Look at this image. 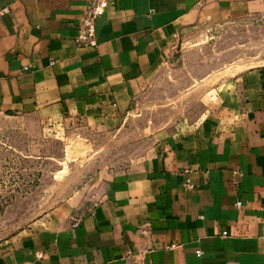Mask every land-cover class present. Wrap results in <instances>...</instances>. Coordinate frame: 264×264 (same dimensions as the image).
Here are the masks:
<instances>
[{
  "label": "crops",
  "instance_id": "1",
  "mask_svg": "<svg viewBox=\"0 0 264 264\" xmlns=\"http://www.w3.org/2000/svg\"><path fill=\"white\" fill-rule=\"evenodd\" d=\"M90 2L0 0V116L117 122L198 27L264 17V0H108L97 45L80 47ZM99 196L79 218L59 210L0 242V264H264V66L233 76Z\"/></svg>",
  "mask_w": 264,
  "mask_h": 264
},
{
  "label": "rangeland",
  "instance_id": "2",
  "mask_svg": "<svg viewBox=\"0 0 264 264\" xmlns=\"http://www.w3.org/2000/svg\"><path fill=\"white\" fill-rule=\"evenodd\" d=\"M264 66V17L205 24L144 80L117 122L0 116V242L64 210L79 218L163 133L205 113L236 74ZM71 218V219H72Z\"/></svg>",
  "mask_w": 264,
  "mask_h": 264
},
{
  "label": "built area",
  "instance_id": "3",
  "mask_svg": "<svg viewBox=\"0 0 264 264\" xmlns=\"http://www.w3.org/2000/svg\"><path fill=\"white\" fill-rule=\"evenodd\" d=\"M107 6L108 0H91L77 23L76 35L74 38L77 46L95 47L97 45L96 22L103 16ZM184 173L187 174V171H184ZM181 186L186 189H192L194 187L187 176L181 181ZM237 205H240V202H237ZM142 232L145 234L149 233L148 223L143 226ZM223 234H226V231H224ZM197 252L198 254L200 253V251Z\"/></svg>",
  "mask_w": 264,
  "mask_h": 264
}]
</instances>
